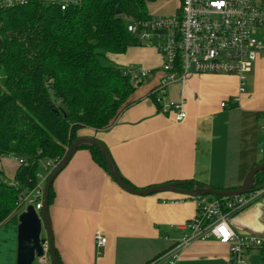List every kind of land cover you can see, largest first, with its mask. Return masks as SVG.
<instances>
[{
  "label": "crops",
  "instance_id": "obj_1",
  "mask_svg": "<svg viewBox=\"0 0 264 264\" xmlns=\"http://www.w3.org/2000/svg\"><path fill=\"white\" fill-rule=\"evenodd\" d=\"M46 1L65 5L72 0ZM171 1L151 4L150 15L177 14L180 3ZM109 58L120 67L148 75L109 129H83L79 137L105 144L130 185L147 189L193 182L218 190L237 189L261 163L264 60L248 76L247 92L252 98L244 95L229 108L222 103L239 96L240 82L235 76L194 75L170 84L164 102L182 103L187 113L184 121L176 122L151 97L166 79L162 55L155 47H131L126 54ZM19 168L14 158L0 156V171L7 181H15ZM45 173L43 165L39 174ZM54 188L56 199L50 215L63 264H169L168 254L191 234L188 226L198 214L193 200L181 202L185 198L175 193L138 196L126 192L86 149L77 151ZM21 212L0 225V264H17ZM230 225L238 235L264 239V198L235 214ZM97 233L107 239L102 248L97 246ZM257 252L255 248L249 253L247 264H257ZM229 258V247L211 238L191 242L180 252L177 264H228Z\"/></svg>",
  "mask_w": 264,
  "mask_h": 264
},
{
  "label": "trees",
  "instance_id": "obj_2",
  "mask_svg": "<svg viewBox=\"0 0 264 264\" xmlns=\"http://www.w3.org/2000/svg\"><path fill=\"white\" fill-rule=\"evenodd\" d=\"M157 1L77 0L63 10L60 1L6 7L0 0V156L24 162L14 182L0 171V225L20 210V197L34 191L41 166L61 162L83 129L107 130L129 106L142 82L109 56L146 45L128 27L150 21L149 6ZM157 89L151 97L162 109ZM81 149L110 174L98 148ZM262 189L264 170L251 192ZM55 199L53 184L50 207ZM258 249L264 264V243Z\"/></svg>",
  "mask_w": 264,
  "mask_h": 264
},
{
  "label": "built area",
  "instance_id": "obj_3",
  "mask_svg": "<svg viewBox=\"0 0 264 264\" xmlns=\"http://www.w3.org/2000/svg\"><path fill=\"white\" fill-rule=\"evenodd\" d=\"M31 0H3L12 7ZM43 2L45 0H35ZM66 5L62 6L64 10ZM180 13L171 17L152 18L140 24H130L128 30L146 45L155 47L163 58L162 72L166 74L155 94L162 113L174 116L176 122L187 118L182 103L164 102L167 87L190 76L231 75L239 79V96L222 103L223 108L239 104L247 92L248 76L259 60H264V0H181ZM129 71V70H128ZM134 81H141L148 73L130 70ZM15 159V158H14ZM20 165L24 162L15 159ZM60 162L49 161L46 175H38V185L25 197H20V209L33 205L40 212L44 201V187L49 174ZM264 198V189L233 198L216 199L212 196L185 198L193 200L198 214L189 224L191 234L185 237L168 254L169 264H177L179 255L191 242L215 239L229 247L228 264H247L249 253L261 246L264 239L255 235H238L230 220L238 212ZM97 246L102 248L107 239L95 235ZM48 264L47 257L37 260Z\"/></svg>",
  "mask_w": 264,
  "mask_h": 264
},
{
  "label": "water",
  "instance_id": "obj_4",
  "mask_svg": "<svg viewBox=\"0 0 264 264\" xmlns=\"http://www.w3.org/2000/svg\"><path fill=\"white\" fill-rule=\"evenodd\" d=\"M82 145H89L98 148L106 161L113 180L126 192L138 196H150L159 193H175L190 199L204 196L233 198L249 194L254 185L255 175L264 170L263 161L252 168L244 179L243 184L237 189L218 190L196 183H193L192 189H186L183 187L182 182H173L153 186L147 189H137L128 185L123 180L105 144L93 138L80 137L72 143L66 156L49 174L44 188L42 210L37 212L33 205H29L19 215L17 264H35L38 259L45 257L46 250L48 251L52 264H61L55 247V237L50 215L49 193L57 177L69 165L73 156ZM43 232H45V237L42 236Z\"/></svg>",
  "mask_w": 264,
  "mask_h": 264
},
{
  "label": "rangeland",
  "instance_id": "obj_5",
  "mask_svg": "<svg viewBox=\"0 0 264 264\" xmlns=\"http://www.w3.org/2000/svg\"><path fill=\"white\" fill-rule=\"evenodd\" d=\"M68 1V0H67ZM77 0H72V1H68V2H65V3H67V4H69V3H71V2H76ZM174 1H175V3H177L179 0H172L171 2H173V4L174 5H176L175 3H174ZM180 3V2H179ZM66 5V4H65ZM109 60L113 63V64H115V62L113 61V60H111L110 58H109ZM165 74V73H164ZM150 75H153V74H150ZM148 80V79H147ZM247 85H248V82H247ZM263 136H264V134H263ZM263 143H264V140L262 141V145H263ZM262 152H264V148L262 149ZM110 153V152H109ZM45 175H46V173H45ZM26 208H23V209H20V210H18V211H21L22 210V212L25 210ZM35 264H38L37 262H35ZM257 264H261V255H260V252H257Z\"/></svg>",
  "mask_w": 264,
  "mask_h": 264
},
{
  "label": "bare ground",
  "instance_id": "obj_6",
  "mask_svg": "<svg viewBox=\"0 0 264 264\" xmlns=\"http://www.w3.org/2000/svg\"><path fill=\"white\" fill-rule=\"evenodd\" d=\"M48 179V178H47ZM47 181V180H46ZM46 184V183H45ZM45 188V187H44ZM44 202V201H43ZM45 256L47 257L48 259V264H51V261H50V258H49V255H48V251L46 250L45 251Z\"/></svg>",
  "mask_w": 264,
  "mask_h": 264
}]
</instances>
